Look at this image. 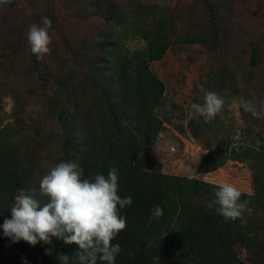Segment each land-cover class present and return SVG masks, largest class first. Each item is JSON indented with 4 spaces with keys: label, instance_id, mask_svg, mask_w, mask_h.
<instances>
[{
    "label": "trees",
    "instance_id": "16d2710c",
    "mask_svg": "<svg viewBox=\"0 0 264 264\" xmlns=\"http://www.w3.org/2000/svg\"><path fill=\"white\" fill-rule=\"evenodd\" d=\"M49 1L25 0L24 7L18 0L0 4L6 8L0 13V101L10 95L16 118L13 128L3 127L0 120V226L11 218L19 189L38 190L52 167L75 162L88 179L97 173L107 177L116 168L118 195L132 198L120 210L126 228L112 241L121 246L115 264H264V120L239 107L241 97L257 107L264 102L253 75L259 47L249 46L235 61L228 57L227 44L233 17L241 15L244 5L255 2L261 7L260 1L191 0L178 6L170 0H60L63 13L75 20V31L85 32L79 47H72L61 32ZM45 16L52 21L49 33L55 46L37 59L27 34ZM129 37L139 38L144 48L127 50ZM172 43L199 44L213 54L206 89L236 98L251 140L228 151L225 141L226 152L206 148L195 172L204 174L202 180L164 174L151 155L163 131L156 111L164 85L150 64L161 60ZM246 58L248 65L238 77ZM47 89L41 119L49 118L52 127L35 130L37 120L25 107L31 94ZM187 127L198 140L200 125L192 119ZM41 153L46 163L39 161ZM141 159L148 170L136 166ZM246 159L252 166L254 194L240 190L241 201H248L252 211L225 221L217 213L215 192L233 175L246 180ZM156 206L163 210L159 219L152 215ZM220 230L228 234L221 236ZM229 241L246 249L245 262L236 258ZM23 247L26 264H38V257L41 264H60V253L69 256L68 264H79L74 258L77 246L56 237L51 244L25 242Z\"/></svg>",
    "mask_w": 264,
    "mask_h": 264
},
{
    "label": "rangeland",
    "instance_id": "374dc122",
    "mask_svg": "<svg viewBox=\"0 0 264 264\" xmlns=\"http://www.w3.org/2000/svg\"><path fill=\"white\" fill-rule=\"evenodd\" d=\"M20 7H24L25 0H18ZM191 0H170L173 5H185ZM240 2L250 0H238ZM260 6L254 2V5H244L241 15L233 17L232 26H229V40H227L228 57L235 61L249 47L257 45L259 47L258 62L259 66L253 73L257 86L262 88L264 95V0H259ZM60 0H50L49 7L52 15L58 18L61 32L66 36L72 47H79L84 42V31H75V20L62 11ZM0 5V13H4L6 8ZM260 8V10L258 9ZM96 20H94L95 22ZM81 22L77 20V26ZM99 24V22H98ZM51 34V49H54L55 38ZM88 37V36H87ZM89 38V37H88ZM125 47L129 51L142 50L144 42L137 37H129L125 40ZM213 54L205 50L199 44H175L168 47L164 57L150 64V69L157 75L158 79L164 85L163 101L160 108L156 111L157 116L163 122V131L159 136L157 144L152 150V157L160 162V172L168 175L197 178L202 180L204 174H196V167L201 159L208 153L207 149L219 147L225 150V141H228L227 151L236 148L240 143L251 142L250 136L245 134V124L238 111L236 98L217 94L224 100L223 109L210 121L196 114L189 115L190 105L192 103L203 104L204 96L209 92L206 83L210 75L211 61ZM248 65V58L244 60L243 65L238 71V77L244 72ZM25 83H28L25 81ZM3 84H5L3 82ZM27 88V87H26ZM48 88V87H47ZM35 92L31 94V100L25 107L29 116L37 120L35 130L48 131L52 127L49 118L41 119L42 102L49 94ZM14 111V102L10 95L1 97L0 101V120L5 128L14 127L16 118L12 116ZM196 121L201 127L199 139L192 137L187 129L191 120ZM54 145V143H51ZM249 160V159H248ZM39 161L46 163L45 154L41 153ZM249 174L245 176L246 180H241L233 175L229 182L234 184L246 195L252 196L253 179L251 175L252 166L246 160H242ZM238 163V162H237ZM253 164V161H252ZM49 167V164L46 165ZM136 166L148 170L144 161L138 160ZM236 172V171H235ZM214 173L212 172V175ZM214 176V175H213ZM219 235L228 234L225 230H220ZM26 241L20 240L13 242L10 238L4 236L3 228L0 226V264H26V250L23 244ZM227 246L236 252V258L241 261L247 260V251L235 241L227 242ZM39 263L40 262V257ZM166 264H173L166 262Z\"/></svg>",
    "mask_w": 264,
    "mask_h": 264
},
{
    "label": "clouds",
    "instance_id": "9594fccd",
    "mask_svg": "<svg viewBox=\"0 0 264 264\" xmlns=\"http://www.w3.org/2000/svg\"><path fill=\"white\" fill-rule=\"evenodd\" d=\"M7 0H0V4ZM162 6V5H161ZM52 21L43 17L40 24H32L27 34L31 51L37 59L50 54ZM224 107V100L214 92H207L203 104L192 103L189 115L212 120ZM239 107L253 118L264 120V102L259 107L252 100L241 97ZM260 140H257V144ZM118 170L112 168L107 177L97 173L93 179L84 178V170L75 162H60L40 180L37 189H19L10 208L11 218L2 225L4 236L14 243L20 240L35 246L39 242L52 243V237L65 245H76L75 259L79 264H115L121 246L112 244L126 228L120 210L132 204L131 196L118 195ZM241 191L232 183L223 182L215 192L217 213L225 221L243 217L248 201H241ZM153 217L163 215L160 206L153 209ZM50 254V250H45ZM60 264H68L69 256L60 253Z\"/></svg>",
    "mask_w": 264,
    "mask_h": 264
}]
</instances>
